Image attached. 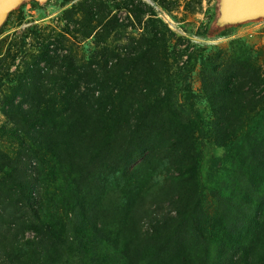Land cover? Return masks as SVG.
Here are the masks:
<instances>
[{"label": "rangeland", "instance_id": "rangeland-1", "mask_svg": "<svg viewBox=\"0 0 264 264\" xmlns=\"http://www.w3.org/2000/svg\"><path fill=\"white\" fill-rule=\"evenodd\" d=\"M127 1L21 0L0 24V264H27L37 247L42 251L40 232L29 228L33 210L26 204L27 193L19 191V183L35 188L43 219L59 216L64 242L76 235L69 224L75 217V190L65 195L68 184L51 151L39 145L37 129H48L52 144L71 143L74 156L91 163L84 168L91 177L95 175L94 182H87L91 191L98 188L96 200L102 203V219L110 231L106 238L114 242L111 253L119 252L115 238L129 226L135 227L131 237L118 242L120 250L130 254L137 245L143 246L139 242L155 240L153 235L176 239L181 249L202 254L204 233L212 238V252L226 248L239 249L242 254L252 246L256 264H264V240L253 244L259 233L264 237V16L218 25L221 0H133L141 3L140 10H146L138 22L128 13ZM92 3L106 13L95 29L97 20L86 11ZM150 40L155 47L148 53L155 62L144 59L138 71L118 77L116 55L121 60L128 58L151 44ZM181 50L186 52L180 57ZM46 51L49 62H40L37 68L43 69L42 90L47 99H60L55 84L64 59L90 77L105 79L102 109L112 114L90 121L84 134L64 135L61 128L72 122L64 119L60 103L54 107L53 118L38 112L29 120H21L20 112L9 107L11 100L15 105L21 102L14 89L23 83L27 68ZM178 71L189 73L170 84ZM152 72L163 82L153 81ZM226 81L238 85L239 91L231 101L227 142L218 146L210 124L216 111L209 103L224 96L209 97L207 91ZM86 86L82 84L81 91ZM165 88H170L168 97L176 103L174 112L154 111L148 117L140 110L133 112L134 107L151 103L157 96L165 97ZM140 90L147 97L143 99ZM98 93L96 90L95 96ZM195 111L201 113L202 122ZM185 121L206 132L196 130L192 140L186 138L192 142L190 152L196 159L183 156L181 168L178 157L184 146L177 138L183 136ZM257 147L263 154L254 153ZM180 172L185 182H197V199L184 213H177L168 202L176 194ZM226 208H232L241 227L249 220H260L259 233L251 236L241 227L231 231L222 221ZM234 219L230 217V222ZM147 254L157 257L153 250ZM105 263L110 264L111 259L106 258Z\"/></svg>", "mask_w": 264, "mask_h": 264}, {"label": "trees", "instance_id": "trees-1", "mask_svg": "<svg viewBox=\"0 0 264 264\" xmlns=\"http://www.w3.org/2000/svg\"><path fill=\"white\" fill-rule=\"evenodd\" d=\"M127 4L128 13L130 15H134L138 22H140L142 15L146 11L139 9L141 3L138 2V4H135L133 0H128ZM86 11L93 17V19L97 20V23L93 26L92 29L100 27L106 13L103 14L101 10H98L97 5H95L94 3L88 5L86 7ZM218 25H221V23L218 22ZM150 42L152 45L148 44L144 49L140 48V50H136L135 53L131 54V56L128 58H122L121 60V58L117 57L116 55V65H118V69L116 70L118 71V77H124L126 74L132 71H138L141 68V64L144 63L142 61L144 59L153 60L155 62L154 55L148 53L150 50H152V46L155 47L154 42L152 43V40H150ZM181 51L182 53L179 54L180 57L184 55L186 50ZM188 56H192V53L189 52ZM49 57L50 56L48 52H44L43 56L39 57L38 62L36 61L27 68L22 79L23 83L19 84V86L15 87L14 89L16 94L15 96L22 97L21 102L15 105L14 101L11 100V104H9V107L15 112H20L21 120H29L34 116L36 117V114L38 112H44L46 114V117L53 118L55 116L54 107H56V103H60L59 109H63L64 114H66V117L64 119L72 122L71 126L65 127L66 129L61 128V130H63V132H66V134L64 135H71L74 131L84 134V131L87 129V124H91L90 121L100 117L101 115H105V113L106 115L112 114L111 110L102 109L101 96L103 90L101 85L105 83V79L103 77L99 78V75L90 77L81 69L79 70V68H76V66H74V64L68 59L63 60V71L60 72L58 83L55 84L57 86L55 91L56 93H58L60 99L52 98L53 101L51 99H47L45 97L44 91L42 90V85H44L45 80L42 75L43 69H38L37 67L40 62H49ZM148 65L151 66L150 64ZM190 70L191 69H189V72ZM189 72L178 71L176 78L171 79L170 84H174L175 82L179 81V79L183 80L186 74ZM149 76H151V79L153 81L158 82L157 84L163 82L154 78L153 72L149 74ZM82 84L87 85L85 89L83 88V91H81ZM88 85H92L91 89L89 90L86 89L88 88ZM221 85L223 86H215L207 91V95L209 97H212L215 94L224 96V98L220 101H217V103H213L212 101H210L209 103L210 109L216 111V115H214L216 116L215 120L210 121V124L218 146H222L227 142V123L229 122L231 108H233V102L231 101H233V96L238 94L239 91V86L235 83L226 81ZM26 89H33L34 92H26ZM96 90H99L97 96H95ZM141 90L138 94L143 95L144 99L148 94L142 92ZM165 90V97L159 98L157 96L156 99L151 103L138 105V108L134 107L133 112L140 110L139 112L143 117L150 116L152 113H154V111L174 112V110L176 109V103L173 102L170 97H168V90H170V88H165ZM226 96H229V101L225 99ZM24 104L27 105L26 108H23ZM179 105L181 106V104ZM199 113L198 111H195V117L202 122L203 117L201 116V113ZM182 126H184L182 130L183 136L177 138V140H179L180 143L184 146L182 156L179 155L178 157V164L181 168L183 167L182 162L185 161L186 158H194V160L196 159V157H194L195 154L190 152L192 142L186 141V138L192 140L194 132L196 130L203 134L205 131V129L201 128L200 126H198V128H195L194 125L191 126L188 121L183 122ZM37 130V141L39 145H43L42 147H47V149L51 151L53 162L59 167L60 171L62 172L63 179H65L68 184L66 193L63 192V194L65 193V195H69L71 190H75V198L73 200V213L75 214V217L70 220L69 224L72 225L73 230H75L76 232V235H74L71 242H64V238H62L63 226L60 222L59 216H54L53 214L51 217L48 218L47 216H45L47 219H43L41 217V201L37 196L35 188L33 186H30V188L27 189L26 185L23 182L19 183V191H21V193H27L24 195V198L27 201L26 204L33 210V214H31V217L29 219V228L33 229L34 231L40 232L41 234L39 246L42 251L40 252L39 247H37L32 252L30 261L27 264H106V258L111 259L110 264H139L140 261L145 262V264H147V261L154 262L155 264L257 263L254 259L253 253H255V251L252 246L250 247V249L245 250V253L242 254H238L239 249H233V251H231L226 248L223 250V252L221 250L222 253L218 252L217 250H214V252H212V246L210 245L212 244V242L210 241L212 238L208 235H205L204 233L202 234V242L204 244V246L202 245V254H199L200 251L197 249L196 250L198 251V253L196 254L192 251H185L184 249H181V243H179L176 239L173 240L172 238V240L169 241V238H161L157 235H153V238L155 239L153 241H146L145 243L139 242L138 244H141L143 246L137 245L138 248L132 250V254H130L125 252L124 250H120L119 248L120 239L123 238L128 240V238L131 237L133 233V229L135 227H133L132 229L129 226H127L126 233L121 232V234L119 233L115 238V243L119 249V252L116 253L114 250V253H111L110 248L114 244V242L109 238H106L107 232L110 231H107L106 224L102 219V215L103 213H105V211L101 207L102 203L96 200L99 196L98 188L94 186L95 190L91 191L89 189L90 185L87 182L91 181V179H93L95 176L93 175L91 177L89 174H87L86 169L84 168L86 164L91 163L87 161V159H80V157H82L80 155L75 157V146H73L71 143L62 145L61 143L56 141L57 144H52L50 143V140L53 139L52 134L48 131V129ZM254 153H256L257 155H259L260 153L263 154V152L258 147L254 149ZM183 156H185L186 158H183ZM18 165L20 167V162H18ZM188 174L190 175L191 179H193L191 176L193 174ZM179 175L180 176L175 180L176 194L172 195L168 202L177 213H184L193 208L191 205L195 203V199H197V191L195 189L197 182L194 180L185 182L183 180L184 173L180 172ZM214 194L217 195L218 193ZM63 201V205H66L67 201L64 197ZM225 202L226 199L224 200V203ZM262 203H264V199H262ZM226 210L227 213H225L224 210L222 217V221L226 222V226L231 231L237 229V227H241V225L239 226V223L237 222L238 220L234 219L236 217L231 214L233 211L232 208H226ZM230 217L234 219L231 222ZM76 221L78 222V225ZM259 222L260 220H249L248 224L250 227L248 226V224L246 226L242 225L243 227H241V229L244 228L245 232L248 231V234L251 236L256 232L258 234L259 227H262L261 224L259 225ZM193 227L196 226L193 225ZM86 230L88 231V233ZM196 230L199 231L198 228H196ZM118 236L119 239L117 238ZM260 240H264V237H262L259 233L256 237L255 243L253 244L257 246V242H260ZM167 243L171 245H168ZM1 246L3 245L1 244ZM63 249L65 250L63 251ZM150 250L154 251L155 256H157L156 258H154L153 255L152 258H150V255L147 254ZM187 254L189 255V257L187 256ZM192 258L194 261L197 260V262H193L191 260Z\"/></svg>", "mask_w": 264, "mask_h": 264}, {"label": "water", "instance_id": "water-1", "mask_svg": "<svg viewBox=\"0 0 264 264\" xmlns=\"http://www.w3.org/2000/svg\"><path fill=\"white\" fill-rule=\"evenodd\" d=\"M21 0H0V24ZM264 16V0H221L218 22L239 23Z\"/></svg>", "mask_w": 264, "mask_h": 264}]
</instances>
